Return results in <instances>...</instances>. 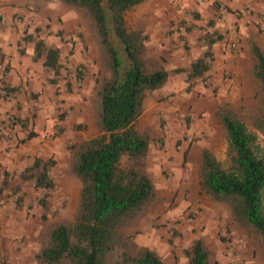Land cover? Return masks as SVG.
Returning a JSON list of instances; mask_svg holds the SVG:
<instances>
[{"label":"rangeland","instance_id":"374dc122","mask_svg":"<svg viewBox=\"0 0 264 264\" xmlns=\"http://www.w3.org/2000/svg\"><path fill=\"white\" fill-rule=\"evenodd\" d=\"M18 2L22 4L20 10L16 9L14 0V10L8 15H0V29H7L9 41L11 36H15L13 43L19 57H22L28 70L32 66L36 80L34 82L32 78L23 89L19 88L17 92L7 96L0 94L3 102L13 103L12 109L0 111V130H6L10 118L20 126L14 132L15 142L8 141L7 137L0 133V264H37L35 256L44 243L48 229L58 223L75 221L82 184L70 170L71 149L83 141L103 134L97 126L96 82L110 78L111 73L107 55L88 17L56 0ZM221 4L223 5L222 2ZM212 8L216 11L217 18L204 24L205 27H195L191 20L196 19V13L189 11V19H183L182 22L194 26L190 33H185L184 27L183 31L169 28L165 34L167 43L159 48L148 47L142 51V61L150 69L172 63L169 62L171 60L179 61L183 58L179 57L180 54L193 59V52L199 51L201 55L204 53L203 38L208 32L222 35L226 41V44L223 43L225 51L237 57L233 59L232 71H221L219 87H213L216 58L212 56V73L208 83H205L204 75L189 85L186 73H179L169 78L164 89L146 93L142 116L136 128L139 132L146 131L150 134L151 148L144 160L133 165L149 175L156 196L142 213L121 227L119 233L123 237L129 236V242H133L135 247L155 251L165 264H188L183 252L191 247V236H200L196 234L195 224L203 219L204 226L209 221L208 232L203 236H212L205 247L209 264H264V245L261 237L237 224L227 204L215 203L200 193V154L203 150L209 151L224 170L230 167L232 152L226 132L217 117L220 109L230 110L235 119L255 133L256 144L260 152H264V131L259 132L254 126L262 101L261 90L253 77L254 60L248 48L244 50L242 46L236 22L232 21L222 29L215 28L217 21L227 22V19L223 20L224 16L228 15L227 8L225 7V12H220L215 6ZM235 13L241 14L239 11L233 14ZM249 15L254 14L250 11ZM256 15L258 19L262 16L259 13ZM249 37L256 41L264 54V27L256 23L255 30ZM189 38L194 39L193 44L199 47L192 48ZM36 40L58 47V61L61 66L58 77L46 72L41 61L32 60ZM111 41L122 64L125 65L123 47L114 36ZM190 43L191 48L188 46ZM231 43L234 47L230 46ZM201 55L199 54V57ZM43 78L42 84L45 81L58 97L55 107L47 113L48 116L51 113L55 124L44 140L48 139L52 143L58 138L62 148L57 153L52 150L38 155L40 152H29L25 143L30 133L35 134L34 129L39 131L34 137L37 142L41 134L46 132V126L37 121V107L41 96L38 87ZM197 87L199 89H196ZM174 134L176 139L171 147L173 153L162 163L156 160L155 164L159 169L154 171L153 157L164 150L166 142L172 141ZM260 152L257 151L259 156ZM37 158L51 160L54 164L50 169V177L55 186L50 192L36 189L33 181H25L22 178L24 170ZM130 165L124 156L121 167L126 169ZM171 166L177 167V170L171 171ZM182 181L186 185H182ZM175 184L184 186V193H174L172 186ZM159 187H165L167 193H162ZM196 188L199 189V204L191 203L182 211H177L190 198L197 199V195L190 194L195 192ZM74 193L77 196L75 201ZM40 200L47 202L46 211L39 204ZM191 202L195 203L194 200ZM204 205L213 208L215 212H206L202 208ZM191 212H195V220L188 223L187 217ZM183 222L188 225L186 232L180 230ZM153 228L161 239L156 248L143 245ZM117 256L118 252H114L109 256V260L115 261Z\"/></svg>","mask_w":264,"mask_h":264},{"label":"trees","instance_id":"16d2710c","mask_svg":"<svg viewBox=\"0 0 264 264\" xmlns=\"http://www.w3.org/2000/svg\"><path fill=\"white\" fill-rule=\"evenodd\" d=\"M56 1L89 18L107 55L111 77L96 82L97 126L103 134L71 149L70 170L82 184L75 221L58 223L48 229L35 256L36 262L165 264L155 251L137 248L129 242V236L123 237L119 233L120 228L142 213L156 196L149 175L133 165L146 158L151 140L148 132H139L136 126L143 112L146 93L163 88L173 74L185 72L189 85L202 78L208 70L206 58H212L213 45L223 37L207 32L203 38L204 53L189 70L167 71L162 66L150 69L141 57L147 37L129 32L124 20L127 11L145 0ZM183 27L185 33L194 29L186 23ZM112 36L124 49L125 65L112 44ZM247 48L255 63L253 77L262 93L260 113L254 126L263 132L264 54L253 38L248 39ZM32 60L41 61L45 71L54 77L60 75L59 49L56 46L36 40ZM2 84L5 96L16 91ZM217 117L232 152L230 167L224 170L209 151L203 150L200 154V193L215 203L227 204L233 220L260 236L264 245V152H260L256 144V134L235 119L230 110L220 109ZM124 156L131 163L126 169L121 167ZM52 165L51 160L37 158L24 170L22 178L33 181L36 189L50 192L54 189V181L50 177ZM39 204L47 210L45 200H40ZM114 252H118L117 260L111 262L109 256ZM183 253L188 264H209L208 252L199 239L194 240Z\"/></svg>","mask_w":264,"mask_h":264},{"label":"crops","instance_id":"0c3cea01","mask_svg":"<svg viewBox=\"0 0 264 264\" xmlns=\"http://www.w3.org/2000/svg\"><path fill=\"white\" fill-rule=\"evenodd\" d=\"M221 2L227 8L228 15L224 16V19H223V20L227 19V22L224 23L222 20L217 21L218 23L215 24L216 25L215 28L222 29L224 26H229L228 23H231L232 21L236 22L238 26V31L240 33V38L242 39V46L245 50V48L247 47V41L250 38L249 35H251L252 31L255 30L256 23H260L261 26L264 27V0H221ZM12 3L14 5V0H7V1L0 0V15L10 14L14 10L12 8ZM20 5H22L21 2H18V0H16V3H15L16 9L20 10L19 9ZM189 11H194L196 13L197 18L195 20H191V23H193L195 27L204 26V24L206 25L207 22L216 20L217 18L216 16L217 13L212 8V0H145L141 4L127 11L124 15V20L126 23L127 30L130 29L131 27V29L128 30L129 32H137L147 37V40H145L143 44L144 49L148 47L149 48H159L162 46V44L167 43L168 39H166L165 34L169 30V28L174 29V30L179 29L180 31H183L182 27H183L184 22H182V20L189 19L187 18ZM235 11H239L241 14H237V13L233 14ZM250 11H252L254 15L250 16L249 15ZM256 13L262 14L260 19L257 18ZM186 24L191 25L189 23H186ZM6 30L7 29H4V30L0 29V70H1L0 71V87H2L3 85L2 83H4L5 86L9 88H15L16 90L19 88L23 89L27 85V83L31 82L32 78L34 79V82H35L36 75L33 74L32 66H30L28 70V66L24 63V61L22 60V57H19L16 45L13 43L15 40V36L10 35L11 40L9 41L7 38L8 34ZM188 40L190 42L192 41V48L199 47L193 44V42H195L194 39L191 40V38H189ZM223 43L226 44L225 39H222L219 43H216L212 47V56L213 58L214 57L216 58V67H215L216 74L214 76V84H213L214 88L220 86L221 71L222 70H226L227 72L232 71L231 66H232L233 59L237 57L236 55L233 56L229 52H226L224 49L225 45ZM188 46L191 48V43L188 44ZM199 54L201 55L199 51L195 53L193 52V59L180 54L179 57L180 58L183 57L182 59H180L179 61L171 60L169 62H172V63H168L167 65L165 64L162 67L167 71H172L175 69L189 70L191 67V64L195 60L201 57V56L199 57ZM6 68H8L9 70L7 69V71L4 72ZM43 80L44 78L40 80L39 82L40 85L38 87V93L41 96L39 98L40 103L37 107V110H38L37 111V114H38L37 121L42 123V126H46V132L45 134L44 133L41 134L40 138H38L39 141L37 142L36 138L34 137L36 133H39V131L34 129L33 131L35 132V134H32V137H29V135L31 134L30 133L27 136V143H25L26 149L29 150V152L31 153L40 152L38 155H41L47 151H52V150L55 153H57L62 148L61 141H59L58 138H55L52 141V143L48 141V139L44 140V137L46 136V134L51 132L50 130L52 129V126H54L55 124V120L52 118L51 113H50V116H48L47 113L51 112V109L55 107V103L57 102L58 97L55 95L56 93L53 92L52 89L48 86V84H46L45 81L42 84ZM27 89L28 88H26V90ZM196 89H199V87H197ZM12 105L13 103H5L0 99V111L5 112L6 110L12 109L11 108ZM48 106L50 107L48 108ZM16 125L18 128L19 125L18 124ZM37 128L39 127L37 126ZM175 135L176 134L173 135L172 141L166 142L167 145L165 146L164 150L160 151L158 156L153 157L152 160H154L153 161L154 165L152 164V169L154 171L155 169H159V166L155 164L156 160L162 163V161L168 160L169 155L173 153L171 147H172L173 142L176 139ZM150 148H151V145L149 144L148 150ZM21 151H24V150H20V152ZM39 159H42V158H39ZM42 160H45V159H42ZM170 169L171 171L175 172L177 170V167L171 166ZM181 183L182 185H186L184 181H182ZM54 186H55V183H54ZM172 187L175 190L174 193L179 192L178 194H180L183 192L182 189L184 186H179V184H175V186H172ZM157 189L158 187L156 188V190ZM159 190H161L162 193H167V191L165 190V187H159ZM178 190H181V191H178ZM198 193H199L198 188L195 189V192L192 191L190 194L192 196L197 195V199H195L194 197L190 198L188 201H186L187 203L185 202V204H182L177 209V211H182L184 208H186L191 203H193V205L199 204L198 202L200 199V195H198ZM73 195H74L73 201H75V198L77 197L76 193H74ZM193 200L195 201V203L191 202ZM202 208L205 209L206 212L208 213L215 212L213 208H209L208 205H204L202 206ZM203 223L204 221L202 219V222L197 221L195 224V227L197 228L196 234L200 236H191V237L188 236V238L190 237L192 239V242L194 240L199 239L202 241L204 247H206V243L210 241V238L212 236H203L206 233V231L208 232L209 221L206 223L207 224L206 226H204ZM187 226L183 222L182 226L180 227V230L186 232L188 230ZM159 240H161L160 236L158 235L157 230L153 228L151 229V233L148 234V238L143 241V245H148L151 248H156L155 246L157 245V242H159ZM135 241L137 243H140L139 240L137 239H135ZM240 244L241 243H238V245Z\"/></svg>","mask_w":264,"mask_h":264},{"label":"built area","instance_id":"2783aa9c","mask_svg":"<svg viewBox=\"0 0 264 264\" xmlns=\"http://www.w3.org/2000/svg\"><path fill=\"white\" fill-rule=\"evenodd\" d=\"M212 6H215L220 12H225V7L221 4L220 0H212ZM231 47H234V44L231 43ZM212 60L210 58H206V63L208 66L207 72L204 74L206 79L205 83L209 82V76L211 75V65H212ZM0 94L5 96V91L0 87ZM17 129L16 122L13 118H10L8 123L6 124V130L3 132V129H1L0 133L2 135L6 136L8 141L10 142H15L16 141V136L14 134L15 130ZM195 220V212H191L188 217H187V222L192 223Z\"/></svg>","mask_w":264,"mask_h":264}]
</instances>
